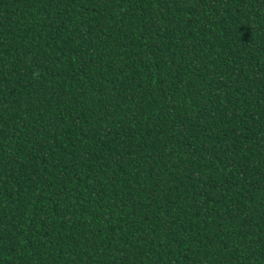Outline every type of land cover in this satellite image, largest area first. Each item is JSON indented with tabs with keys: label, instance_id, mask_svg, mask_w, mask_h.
<instances>
[{
	"label": "trees",
	"instance_id": "16d2710c",
	"mask_svg": "<svg viewBox=\"0 0 264 264\" xmlns=\"http://www.w3.org/2000/svg\"><path fill=\"white\" fill-rule=\"evenodd\" d=\"M0 264H264V0H0Z\"/></svg>",
	"mask_w": 264,
	"mask_h": 264
}]
</instances>
